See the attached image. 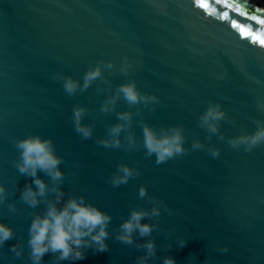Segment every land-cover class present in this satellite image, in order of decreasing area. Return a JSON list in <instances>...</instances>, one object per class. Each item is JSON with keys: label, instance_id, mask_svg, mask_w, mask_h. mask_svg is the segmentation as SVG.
<instances>
[{"label": "water", "instance_id": "1", "mask_svg": "<svg viewBox=\"0 0 264 264\" xmlns=\"http://www.w3.org/2000/svg\"><path fill=\"white\" fill-rule=\"evenodd\" d=\"M261 21L264 5L255 0H0V182L7 187V202L21 209L12 213L6 204L0 210V219L16 233L0 248V264H30V213L43 205L30 209L20 201L30 178L19 175L13 162L14 141L31 133L53 139L65 160L62 187L112 214L110 230L127 219L131 207L151 208L147 198H139L142 185L166 203L172 214L162 211L160 229L153 232L157 254L151 264H163L166 255L177 264H207L208 258L214 264H264V145L245 152L227 144V138L254 132L255 121H264ZM125 58L132 62L127 74L121 72ZM101 60L114 62L101 80L74 96L64 91L58 76L82 83L88 68ZM132 79L159 99L155 110L138 106L142 115L134 117L132 129L138 141L144 120L156 127L183 125L186 148L195 139L206 147L157 165L143 149L97 145L117 122L115 113L100 112L103 101ZM210 102L220 103L227 114L221 127L225 140L219 134L209 140L198 126ZM76 104L89 110L85 123L95 125L91 139L74 131ZM127 108L123 100L117 104V111ZM213 147L221 149L218 157L209 153ZM121 162L142 174L113 188L107 180ZM21 237L25 251L16 258L10 248ZM182 239L188 241L183 248ZM107 242L108 252L88 249L86 259L60 264H135L144 254L114 238ZM223 247L229 251H218ZM52 259L46 254L44 264Z\"/></svg>", "mask_w": 264, "mask_h": 264}, {"label": "clouds", "instance_id": "2", "mask_svg": "<svg viewBox=\"0 0 264 264\" xmlns=\"http://www.w3.org/2000/svg\"><path fill=\"white\" fill-rule=\"evenodd\" d=\"M132 62L125 58L121 72L127 74ZM113 61H99L94 67H89L83 75V82L72 76L60 77L63 80V89L69 96L88 90L96 81L101 80L105 69H112ZM123 100L128 106L127 110L117 111V104ZM159 99L154 94L142 92L137 82L132 79L116 87L115 93L108 96L102 103L100 112L105 115L115 113L117 122L111 124L104 138L95 140L97 145L109 149H124L125 151H140L143 149L145 158L155 156L156 164H164L169 160L182 158L189 151L202 150L206 145L199 139L192 142L191 149L186 148L189 136L183 125L156 127L142 120V138L132 131L134 117L141 116L140 105L144 108L155 106ZM135 109V111H133ZM89 110L76 104L72 108V123L74 131L82 139L93 138L95 125L85 123ZM228 119L220 103L210 102L207 109L200 114L198 126L204 129L211 140L213 135L219 134L221 140L225 136L221 133L222 123ZM235 123V121H230ZM254 132L241 130V134L227 138V144L234 150L251 152L264 145V121L256 120ZM126 133V135H125ZM14 146L17 158L13 166L21 176L30 178V182L21 189L20 201L30 209H37L43 205L41 211L31 212V223L28 229V261L30 264H44L46 254H51L52 264L61 261H81L87 258L86 250L92 249L94 253L110 251L109 239L126 245L135 246L142 250L143 255L136 258L135 264H151L157 254V242L153 232L160 229L162 211L171 210L166 203L158 197L149 196L146 185L140 186L138 195L140 199L147 198L151 208L142 206L131 207L127 219L117 228L110 230L113 215L87 200L85 196L67 192L62 187L66 181V173L61 168L65 163L64 157L59 155L52 138H45L38 133L28 134L24 138L16 139ZM213 157H218L220 148H208ZM40 173L48 177L42 179ZM138 167L121 162L116 171L108 177L107 182L113 188L126 185L130 180L141 176ZM8 201V191L5 183L0 182V210L7 204L12 213H20L21 209L15 203ZM147 220L145 223L143 221ZM169 237L171 232L168 233ZM16 238L15 229L0 219V248L7 241ZM187 240H180L181 248L187 245ZM24 240L21 237L10 248L16 258L24 255ZM172 245H166L165 251H170ZM218 251L226 253L228 247L219 248ZM163 264H177L175 257L166 255L162 257ZM207 264H214L208 258Z\"/></svg>", "mask_w": 264, "mask_h": 264}, {"label": "bare ground", "instance_id": "3", "mask_svg": "<svg viewBox=\"0 0 264 264\" xmlns=\"http://www.w3.org/2000/svg\"><path fill=\"white\" fill-rule=\"evenodd\" d=\"M255 1H257V2L261 3L262 5H264V1H262V0H255Z\"/></svg>", "mask_w": 264, "mask_h": 264}, {"label": "snow or ice", "instance_id": "4", "mask_svg": "<svg viewBox=\"0 0 264 264\" xmlns=\"http://www.w3.org/2000/svg\"><path fill=\"white\" fill-rule=\"evenodd\" d=\"M225 15H227V14L225 13ZM261 23H264V21H261ZM261 43L264 44V41H261Z\"/></svg>", "mask_w": 264, "mask_h": 264}]
</instances>
